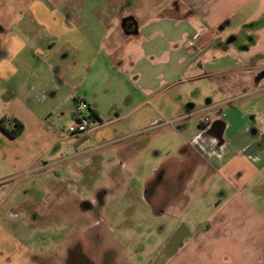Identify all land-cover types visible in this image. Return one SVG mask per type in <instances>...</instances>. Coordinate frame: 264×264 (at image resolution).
<instances>
[{"label":"rangeland","instance_id":"374dc122","mask_svg":"<svg viewBox=\"0 0 264 264\" xmlns=\"http://www.w3.org/2000/svg\"><path fill=\"white\" fill-rule=\"evenodd\" d=\"M154 3L0 0V120L19 111L13 88L28 70L14 65L34 63L43 42L61 34L54 19L112 20ZM262 11L264 5L255 13ZM252 23L253 30L264 24ZM237 26L225 34L226 40L236 36L235 48L250 42L246 30L231 33ZM32 39L39 49L31 48ZM257 58L234 71L230 92L223 79L209 85L215 98L202 116L220 112L230 129L225 146L207 150V177L193 176V164L182 155L188 134L170 131L172 115L146 129L117 125V136L106 137L115 130L110 126L97 142L82 143L69 132L77 102L71 100L68 118L48 114L43 100L35 101L39 115L22 111L29 123L22 135L14 139L0 130V264H264V92L255 84ZM240 72L248 74L241 84ZM187 91L185 99L207 106L201 91ZM195 114L192 128L201 116ZM238 153L258 169L250 179L222 168Z\"/></svg>","mask_w":264,"mask_h":264},{"label":"crops","instance_id":"0c3cea01","mask_svg":"<svg viewBox=\"0 0 264 264\" xmlns=\"http://www.w3.org/2000/svg\"><path fill=\"white\" fill-rule=\"evenodd\" d=\"M256 1L155 0L151 8L140 5L135 10L121 12L112 20L100 16L91 20L73 19L71 15L54 19L61 34L54 33L52 43L43 42V53L34 63L14 65L16 71L20 67L27 69L28 75L13 88L12 100L18 104L19 111L1 119H6L7 129L22 123V135L29 124L22 111L31 116L34 112L40 114L35 101H47L48 114L61 119L72 115L71 100L74 103L81 100L99 117L93 130L79 133L85 143L97 142L102 130H109L110 126L115 130H109L106 137L117 136V125L118 129L126 126L123 129L126 131L146 129L166 123L167 115H172L170 121H174L175 128L170 131L180 134L179 137L188 134L189 140L184 144L188 149L182 150V155L188 156V162L193 164V176L197 177L199 171L207 177V169L211 168L207 150L218 143L225 146V134L230 129L227 121L219 119L220 112L202 116L212 109L214 90L209 85L223 79V86L230 84L226 88L230 92L236 77L234 71L244 66L249 68L251 59L259 56V73L255 77L258 81L254 82L261 85L264 92V24L251 29L253 21L264 22V12L255 13L264 5V0ZM235 21L238 26L231 33L237 35L242 29L246 30L250 41L239 48L232 44L236 36L225 39ZM252 35L261 37L253 41ZM33 42L32 39L31 48L39 49ZM245 76L248 74L240 72L237 83H244ZM188 88L201 91L207 106L197 108L193 101L185 99ZM194 96L197 97L195 93ZM195 113L201 116L197 127L192 128L189 120ZM207 117L211 120L206 121ZM76 119L74 113L73 125ZM216 121L222 123L219 128H213ZM241 154L222 162V168L229 176L240 173L242 179H250L258 169ZM192 182L195 186L196 182ZM261 245L263 243L259 242L257 246ZM262 247L264 249V245Z\"/></svg>","mask_w":264,"mask_h":264},{"label":"built area","instance_id":"2783aa9c","mask_svg":"<svg viewBox=\"0 0 264 264\" xmlns=\"http://www.w3.org/2000/svg\"><path fill=\"white\" fill-rule=\"evenodd\" d=\"M89 105L84 101H77V119L74 125L69 127V132L72 134H85L90 132L98 125L97 121L93 119L89 112ZM211 118L207 117L206 121H210Z\"/></svg>","mask_w":264,"mask_h":264},{"label":"trees","instance_id":"16d2710c","mask_svg":"<svg viewBox=\"0 0 264 264\" xmlns=\"http://www.w3.org/2000/svg\"><path fill=\"white\" fill-rule=\"evenodd\" d=\"M88 110L90 112L91 117L93 119H95V121H97V123H99V121H98L99 117L97 116V114L94 113L93 110H91V108H89ZM5 122H6L5 118L0 120V130H2L8 136L16 139L23 130V124L22 123H15L14 127L12 129H7Z\"/></svg>","mask_w":264,"mask_h":264},{"label":"water","instance_id":"95a60500","mask_svg":"<svg viewBox=\"0 0 264 264\" xmlns=\"http://www.w3.org/2000/svg\"><path fill=\"white\" fill-rule=\"evenodd\" d=\"M222 125L221 122L219 121H216L214 124H213V128H219V126ZM223 129V128H222ZM222 129H220V133L222 132Z\"/></svg>","mask_w":264,"mask_h":264},{"label":"flooded vegetation","instance_id":"af4514ba","mask_svg":"<svg viewBox=\"0 0 264 264\" xmlns=\"http://www.w3.org/2000/svg\"><path fill=\"white\" fill-rule=\"evenodd\" d=\"M80 263H82V261H80ZM84 263V262H83Z\"/></svg>","mask_w":264,"mask_h":264}]
</instances>
